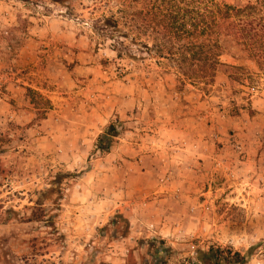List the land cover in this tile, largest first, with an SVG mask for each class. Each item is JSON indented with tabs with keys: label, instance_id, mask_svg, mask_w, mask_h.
<instances>
[{
	"label": "rangeland",
	"instance_id": "1",
	"mask_svg": "<svg viewBox=\"0 0 264 264\" xmlns=\"http://www.w3.org/2000/svg\"><path fill=\"white\" fill-rule=\"evenodd\" d=\"M141 7L0 0V264H199L211 245L264 261V220L228 218L245 209L231 184L264 189V62L223 32L213 81L181 84L169 58L138 45L152 31L125 22ZM110 15L130 36L121 54L92 27ZM111 122L119 133L103 151ZM201 136L218 151L226 140L236 164L221 154L181 190L182 156L204 149Z\"/></svg>",
	"mask_w": 264,
	"mask_h": 264
},
{
	"label": "trees",
	"instance_id": "2",
	"mask_svg": "<svg viewBox=\"0 0 264 264\" xmlns=\"http://www.w3.org/2000/svg\"><path fill=\"white\" fill-rule=\"evenodd\" d=\"M64 4L69 0H52ZM142 0L141 9L125 17L126 23L139 19L144 28L150 29L154 37L151 44L139 42L147 52L158 57L169 58L181 84H209L213 81L218 67L222 65L219 56V34L225 32L235 37L255 59L258 66L264 62V0L246 3H219L215 0ZM128 19V20H127ZM102 38H111L112 46L121 54L127 46L121 38L128 39L127 31L119 27L113 16H102L92 26ZM175 39L181 43L175 48ZM131 42L133 38H130ZM178 50L177 52L175 51ZM119 133L111 122L98 137L100 150L109 148L111 139ZM59 181L56 183L59 186ZM54 187L40 193L43 198ZM59 190V189H58ZM38 206L41 204L35 202ZM199 264H245V257L230 248L211 245L207 249H197Z\"/></svg>",
	"mask_w": 264,
	"mask_h": 264
},
{
	"label": "crops",
	"instance_id": "3",
	"mask_svg": "<svg viewBox=\"0 0 264 264\" xmlns=\"http://www.w3.org/2000/svg\"><path fill=\"white\" fill-rule=\"evenodd\" d=\"M203 138V141L198 140L200 147L204 146V149H199V151L196 152V154H184L182 156V163L180 165V167H178V170L180 172H182L183 174V179L180 183V189L187 191L190 190L192 187H196V186H201L202 183H200L204 177V175L208 174L209 172H211L214 168L217 169L218 167L215 165L216 162H218L221 157L224 154V157H227L225 155H227L228 153V144L227 141L225 140V142H223L222 144V148L225 150H216V148L213 146L212 141L206 137V136H201V139ZM246 141H243V143H245ZM248 143L251 142V140H247ZM261 155H263V152H261ZM257 160V161H261L262 159H264V155ZM250 153L246 150V158L244 161H241L243 167H247L249 165V157H250ZM228 159L226 160V166H234L236 164L235 160L236 157L234 156V154H231L227 157ZM260 168L259 170L262 171L261 169V165H259ZM194 169V170H193ZM193 170V171H192ZM145 174L147 173H151V170L148 171L147 169L143 172ZM191 174H196L198 176V181L196 182H191L189 180V176H191ZM196 178V176H195ZM232 188H228V190L234 194L235 191H241V196H237L234 198V195H232L231 200H235L233 201L234 205H240L245 209H241V214H234V211L231 210L228 214V218L231 219H237V218H241L243 220L244 223L250 222V218L251 216V211L253 210L255 212V214L253 215V217H255L258 220H264V196H261L260 192H263L264 189H258L259 192H257L256 194H253V190H255L254 188H251L249 185L245 184V183H236V184H231ZM252 194V196L250 195ZM240 197V198H239ZM263 202V203H262Z\"/></svg>",
	"mask_w": 264,
	"mask_h": 264
},
{
	"label": "built area",
	"instance_id": "4",
	"mask_svg": "<svg viewBox=\"0 0 264 264\" xmlns=\"http://www.w3.org/2000/svg\"><path fill=\"white\" fill-rule=\"evenodd\" d=\"M261 180H262V178H261ZM264 183V182H263ZM264 185V184H263ZM192 247V249L194 248V246H191ZM194 252L192 251V254H193ZM192 262L193 263H195L196 261H195V259L194 258H192ZM168 264H185V263H168ZM258 264H264V261H260V262H258Z\"/></svg>",
	"mask_w": 264,
	"mask_h": 264
}]
</instances>
